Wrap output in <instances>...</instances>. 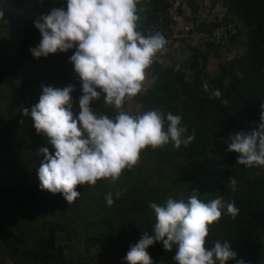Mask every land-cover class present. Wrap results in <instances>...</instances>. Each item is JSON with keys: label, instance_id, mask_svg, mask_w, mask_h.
Instances as JSON below:
<instances>
[{"label": "trees", "instance_id": "16d2710c", "mask_svg": "<svg viewBox=\"0 0 264 264\" xmlns=\"http://www.w3.org/2000/svg\"><path fill=\"white\" fill-rule=\"evenodd\" d=\"M212 6L215 0H208ZM67 0H0L5 34H0V264H126L131 246L145 231L151 232L155 214L150 202L163 205L167 198L185 199L193 192L209 202L222 196L234 202L239 214L223 210L209 228L207 246L230 241L237 260L264 264V166L237 164L238 154L227 150L231 134L251 133L260 123L264 105V0H222L225 13L202 20L194 33H208L218 22L233 21L235 32L222 47L203 44L180 61H166L158 54L147 70L144 90L131 100L138 114L149 110L182 116L185 135L195 134L187 147L171 143L141 153L138 166L125 171L113 184L100 180L95 186H78L81 195L71 204L62 194L40 190L38 169L48 147L37 135L23 108L34 106L42 87L73 85V113L79 115L82 95L78 76H72L71 50L47 58H34L29 49L41 40L34 21ZM190 14L203 10L202 0H186ZM137 30L159 13L165 19L166 0H147ZM138 15V13H137ZM228 16V17H227ZM239 26L245 38L242 51L219 60L237 41ZM213 60L215 73L206 70ZM207 86L208 91H205ZM218 89L219 99L211 93ZM227 101V105L223 101ZM109 117L115 110L103 97L90 105ZM126 109V104H125ZM127 110V109H126ZM23 121V123H21ZM236 180L233 187L229 182ZM120 191L119 198L115 192ZM114 203H106L107 193ZM153 264H176L175 248L165 252L162 242L147 249ZM230 260L227 264H237Z\"/></svg>", "mask_w": 264, "mask_h": 264}, {"label": "clouds", "instance_id": "9594fccd", "mask_svg": "<svg viewBox=\"0 0 264 264\" xmlns=\"http://www.w3.org/2000/svg\"><path fill=\"white\" fill-rule=\"evenodd\" d=\"M138 3L67 0L66 9L52 8L34 21L41 35L39 44L29 49L34 58L75 49L69 62L82 88L79 115L72 110L75 88L71 84L63 88L41 85L38 103L31 110L23 108L37 135H43L54 149V154L48 147L38 150L37 155L43 157L37 173L40 190L62 194L68 204L81 195L78 186H95L100 180L115 184L126 170L131 172L138 166L141 153L149 147L158 149L171 143L180 149L195 139L194 133L185 135L187 129L180 115L159 110L132 114L125 109V104L144 90L147 70L169 43L159 32L144 35L137 30ZM211 95L219 99L221 92L216 89ZM101 97L115 110L113 117L90 106ZM223 103L227 105L226 100ZM226 143L229 152L238 154V165L264 166V105L257 129L231 134ZM229 182L235 187L234 178ZM114 195L119 198L121 192ZM105 200L111 206L113 193H107ZM148 207L154 211L155 224L130 247L126 264H153L147 249L157 242L163 243L165 252L175 248L176 264L237 260L228 240L207 246L209 228L221 219L225 207L231 217L239 214L234 202H225L222 196L205 202L193 191L187 200L169 197L163 205L150 202ZM237 264L245 262L239 259Z\"/></svg>", "mask_w": 264, "mask_h": 264}, {"label": "built area", "instance_id": "2783aa9c", "mask_svg": "<svg viewBox=\"0 0 264 264\" xmlns=\"http://www.w3.org/2000/svg\"><path fill=\"white\" fill-rule=\"evenodd\" d=\"M166 2L168 4L165 10L166 22L161 25V17L157 21L156 19L152 21L149 24L148 35L159 32L165 36L169 43L166 46V50L161 52L160 55L168 61L172 60L173 57L172 44L188 38L190 33L194 31L195 25L203 20V10H197L193 14L186 15L179 8L183 0H166ZM235 27L233 21L218 22L208 33L200 34V42L222 47L228 42L230 36L234 34ZM74 51L75 49L71 50V55L74 54ZM71 72L73 77L77 76L72 64Z\"/></svg>", "mask_w": 264, "mask_h": 264}, {"label": "crops", "instance_id": "0c3cea01", "mask_svg": "<svg viewBox=\"0 0 264 264\" xmlns=\"http://www.w3.org/2000/svg\"><path fill=\"white\" fill-rule=\"evenodd\" d=\"M144 0H139V3L137 4V13L139 16V21L138 24L140 23L141 20V14L142 12L147 9L146 4L147 3H143ZM202 2L204 3V7H203V20L209 21L212 20L213 18H220L222 14L225 13V9L223 8V6L221 5L222 0H215V4H213L212 6H209V3H212L211 1L208 0H202ZM167 3V2H166ZM1 5V4H0ZM168 6V4H167ZM181 11H183L186 15H190V8L186 2V0H183V2L181 3L180 7ZM2 10V7H1ZM2 12V11H1ZM160 17L162 18V22L161 25H164V23L166 22V19H164L162 17V15H160L159 13L156 14V17L153 18L149 24H151L152 21H154L156 19V21L158 19H160ZM149 24L146 26L145 28V33L148 35V28H149ZM203 44L200 42V34L199 33H194L191 32L190 35L188 36V38H186L185 40L181 41V42H175L172 44V50H173V58H175L176 60L180 61L182 59L187 58L188 56H190L191 53L194 52V50H202L203 49ZM234 47H232L229 51V53L227 52H222V55L220 56L219 60H223L225 59V56L229 57V56H234L239 54L242 51V43L234 41ZM160 55V53H159ZM154 60H158V54L156 56V58ZM208 64H210V66H207ZM207 65H206V70L208 73H215L216 68L213 65V60L211 58L207 59ZM213 70V71H211ZM145 81H148L147 76ZM144 87H145V83H144Z\"/></svg>", "mask_w": 264, "mask_h": 264}, {"label": "rangeland", "instance_id": "374dc122", "mask_svg": "<svg viewBox=\"0 0 264 264\" xmlns=\"http://www.w3.org/2000/svg\"><path fill=\"white\" fill-rule=\"evenodd\" d=\"M2 5H0V12ZM237 27H239V31H238V37H237V42L243 43V40L245 38V34H244V30L242 28V26H239V23H237ZM0 34H5V23L4 22H0ZM207 66H210V64H208ZM213 71V70H211ZM32 106L27 107L29 110H31ZM126 109L127 111H129L132 114H138V106H136L133 102L128 101L126 103ZM95 264H104L103 258L99 257L98 261L95 262Z\"/></svg>", "mask_w": 264, "mask_h": 264}]
</instances>
